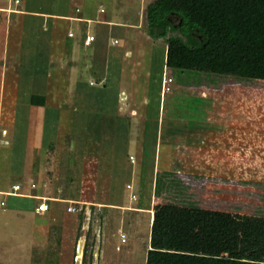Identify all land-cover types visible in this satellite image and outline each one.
Returning a JSON list of instances; mask_svg holds the SVG:
<instances>
[{
	"label": "rangeland",
	"instance_id": "374dc122",
	"mask_svg": "<svg viewBox=\"0 0 264 264\" xmlns=\"http://www.w3.org/2000/svg\"><path fill=\"white\" fill-rule=\"evenodd\" d=\"M87 1L100 3L114 22L135 25L140 16L139 38L124 43L133 71L118 99L106 94L107 104H98L100 113L94 101L81 109L59 107L64 94L57 88L54 98L48 92L46 105L61 113L49 121L33 111L31 122L20 121L0 97L7 128L20 125L28 144L44 141V149L30 147L22 156L19 170L0 163V190L25 182L48 205L37 215V200L4 198L0 264H145L156 205L230 213L237 222L257 226L255 235L264 243V81L166 67L165 81H172L160 97L155 63L159 59L161 66L167 45L143 41V0ZM58 73L62 77L63 70ZM126 184L133 185L135 200ZM17 214L28 221L20 222ZM120 233L124 243H118Z\"/></svg>",
	"mask_w": 264,
	"mask_h": 264
},
{
	"label": "crops",
	"instance_id": "0c3cea01",
	"mask_svg": "<svg viewBox=\"0 0 264 264\" xmlns=\"http://www.w3.org/2000/svg\"><path fill=\"white\" fill-rule=\"evenodd\" d=\"M19 1L16 12L7 14L0 11V97L9 102L7 107L12 109L17 120L31 122L34 111L39 112V119L44 120L45 117L50 121L62 112L59 107L63 104L81 109L83 104L91 101L97 104L96 113H100L101 108L98 104L100 102L107 104L106 94L118 99L117 96L123 92V89L119 88H122L123 82H126L128 76L130 77L134 67V61H131V49L126 48L124 43L128 40L127 37L131 40L139 38L140 16L138 23L132 25L114 22L111 19V12H106L100 3L87 0ZM149 1L154 3L157 0H143L140 4L147 9ZM45 2L47 5L44 4ZM54 2H57V7L53 5ZM7 6V0H0V10ZM73 18L80 20L76 21ZM81 23L86 26L79 27ZM69 31L72 32V37H68ZM88 34L94 37V41L90 46L84 47L82 43ZM141 34L144 42H151L152 47L159 48L157 45L159 40H154L147 34L143 35L142 32ZM114 40H117L115 45L112 43ZM132 52V57H135L134 49ZM166 52L167 48L163 51V60L160 59L161 66H158L159 59L155 63L157 66L155 79L159 80V85L162 84L163 76L167 73V66L162 63V61L166 62ZM150 67L152 68L153 64ZM61 70H63L62 77L58 73ZM57 88L64 94L58 102L59 107L47 106L48 100L51 99L47 97L48 92L53 95ZM114 90H116L115 96ZM160 97H162L161 94ZM72 113L75 112L72 110ZM4 121L6 120L0 114V122L7 128V123ZM19 126L7 128L8 134L5 140L0 142V163H12L13 168L17 170H19L18 165L22 161V156L30 147L44 149L42 139L38 144H28L27 134L25 135V132L20 134L17 130ZM44 129L43 124L41 137L46 136ZM2 142L5 144L2 145ZM4 169L9 173V167ZM24 183L18 185H20V192L26 197H12L37 200L38 204L41 202L40 199L47 201L45 197L30 193L35 186L26 188ZM4 198L0 197V200H5ZM151 214L153 215V212ZM17 216L20 222L25 220L18 214ZM14 217H11L10 225L13 224L12 228L16 230L18 227L15 226ZM27 221L28 217L25 222Z\"/></svg>",
	"mask_w": 264,
	"mask_h": 264
},
{
	"label": "trees",
	"instance_id": "16d2710c",
	"mask_svg": "<svg viewBox=\"0 0 264 264\" xmlns=\"http://www.w3.org/2000/svg\"><path fill=\"white\" fill-rule=\"evenodd\" d=\"M146 19L167 67L264 81V0H157ZM257 233L230 213L156 205L145 264H264Z\"/></svg>",
	"mask_w": 264,
	"mask_h": 264
},
{
	"label": "built area",
	"instance_id": "2783aa9c",
	"mask_svg": "<svg viewBox=\"0 0 264 264\" xmlns=\"http://www.w3.org/2000/svg\"><path fill=\"white\" fill-rule=\"evenodd\" d=\"M8 6L5 9H1L0 11H4V13L7 14H11L13 12H16V7L19 5L20 1L19 0H7ZM103 10H101L102 12ZM73 20H80L77 18H73ZM68 37H72L73 34L72 32H68L67 33ZM94 41V37L91 35H86L84 41H83V46L84 47H88L90 46V44ZM114 45L117 44V40H114L112 42ZM165 76V75H164ZM163 76L162 79V84H161V96H163L164 94L168 93L170 91V85H168V83H170L169 81H172V79L168 78L167 81H165V77ZM8 134V130L7 128L0 122V142L5 140V137ZM129 161L131 164L135 163V158L133 156L129 157ZM126 190L129 191V196L131 200H135L136 196L134 194H132V186L130 184L126 185ZM20 185L18 184H14L10 186V189L8 191H0V197H8V196H14V197H26L23 193L20 192ZM40 203L36 206L35 208V212L37 214H42L48 211V205L46 204V200L45 199H40ZM0 209L2 211H4L5 209V201L4 200H0ZM71 211V209H70ZM119 238H120V242L124 243L125 242V235L123 233L119 234Z\"/></svg>",
	"mask_w": 264,
	"mask_h": 264
},
{
	"label": "clouds",
	"instance_id": "9594fccd",
	"mask_svg": "<svg viewBox=\"0 0 264 264\" xmlns=\"http://www.w3.org/2000/svg\"><path fill=\"white\" fill-rule=\"evenodd\" d=\"M129 157H130V156H129ZM129 162H130V161H129ZM130 164H131V163H130ZM134 164H135V163H134ZM131 165H133V164H131ZM126 185H127V184H126ZM126 185H125V192H128V193H129V191L126 190ZM130 185L132 186V191H131V192H132V194H134V193H133V190H134L133 185H132V184H130ZM134 195H135V194H134ZM129 199H130V196H129ZM130 200H131V199H130ZM152 210H153V209H152ZM152 212H153V211H152ZM152 219H153V215H152ZM151 224H152V222H151ZM119 239H120V238H119ZM149 239H150V237H149ZM120 243H121V242H120ZM149 249H150V246H149ZM149 249H148V250H149Z\"/></svg>",
	"mask_w": 264,
	"mask_h": 264
},
{
	"label": "bare ground",
	"instance_id": "6f19581e",
	"mask_svg": "<svg viewBox=\"0 0 264 264\" xmlns=\"http://www.w3.org/2000/svg\"><path fill=\"white\" fill-rule=\"evenodd\" d=\"M80 251V250H79ZM79 254H80V252H79ZM80 257H78V259H79Z\"/></svg>",
	"mask_w": 264,
	"mask_h": 264
}]
</instances>
